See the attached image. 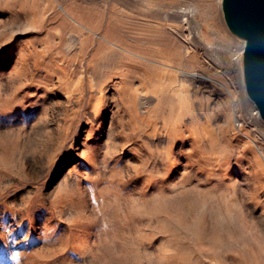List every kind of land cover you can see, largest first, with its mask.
<instances>
[{
	"label": "rangeland",
	"instance_id": "rangeland-1",
	"mask_svg": "<svg viewBox=\"0 0 264 264\" xmlns=\"http://www.w3.org/2000/svg\"><path fill=\"white\" fill-rule=\"evenodd\" d=\"M194 5L189 61L245 46L222 0H0V264H264V120L243 54L175 67Z\"/></svg>",
	"mask_w": 264,
	"mask_h": 264
},
{
	"label": "water",
	"instance_id": "water-1",
	"mask_svg": "<svg viewBox=\"0 0 264 264\" xmlns=\"http://www.w3.org/2000/svg\"><path fill=\"white\" fill-rule=\"evenodd\" d=\"M222 10L229 30L245 40V90L264 120V0H222Z\"/></svg>",
	"mask_w": 264,
	"mask_h": 264
},
{
	"label": "bare ground",
	"instance_id": "bare-ground-1",
	"mask_svg": "<svg viewBox=\"0 0 264 264\" xmlns=\"http://www.w3.org/2000/svg\"><path fill=\"white\" fill-rule=\"evenodd\" d=\"M61 7L63 8V10L68 12L64 5H62ZM196 11L199 12V14H205L204 15L205 22L203 23L204 29L199 32H195V26L198 20ZM216 11H217L216 5L210 6L209 8L203 11L199 10V7L197 5H194V6H190L189 8L171 9V10H167L166 12H161L160 15L166 21L168 20L178 21L176 24H173V23H169V24L172 26V28H176L177 33H179L182 37H184L183 27L187 26L189 28L188 34H189V38L191 42H189V39L186 38V42L188 46L186 50L183 52V56H185V60L181 61L175 67L180 68L182 70L193 72L194 70H196V68L198 69L200 68L203 70H209V69H215L219 65L228 63L231 67H235L239 72H241L240 61H241V56L243 54L244 45L232 50L231 56L227 55V56H223L222 58L217 57L214 61L203 59L201 62L196 64L188 60L189 58H192V57H198L199 54H204L208 56V55H211V52H215L214 51L215 49L213 47L208 46L209 43L212 42L210 40L211 35L213 36L215 35L217 37H221L222 39H224L223 37L224 33L221 31V26L219 24ZM179 28H182V30ZM76 43L79 46L80 42L78 41ZM72 47L73 46L70 45L69 49L71 50ZM201 51H203V53H201ZM116 52L120 53V51H116ZM225 60L227 61L225 62ZM162 64L164 66H173L172 64H169V61L162 63ZM151 66L156 67V68L160 67L157 65H151Z\"/></svg>",
	"mask_w": 264,
	"mask_h": 264
}]
</instances>
